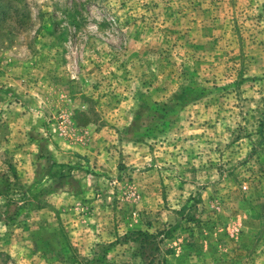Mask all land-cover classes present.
Returning a JSON list of instances; mask_svg holds the SVG:
<instances>
[{
    "label": "rangeland",
    "instance_id": "rangeland-1",
    "mask_svg": "<svg viewBox=\"0 0 264 264\" xmlns=\"http://www.w3.org/2000/svg\"><path fill=\"white\" fill-rule=\"evenodd\" d=\"M0 264H264V0H0Z\"/></svg>",
    "mask_w": 264,
    "mask_h": 264
},
{
    "label": "trees",
    "instance_id": "trees-1",
    "mask_svg": "<svg viewBox=\"0 0 264 264\" xmlns=\"http://www.w3.org/2000/svg\"><path fill=\"white\" fill-rule=\"evenodd\" d=\"M70 172V167L65 164H60L56 162H52L50 166V175L52 178H64L66 177ZM15 205V203L9 201L8 209L6 211L7 217H9L12 213V208ZM149 235L144 233H138V238L140 239L141 243H146L148 240Z\"/></svg>",
    "mask_w": 264,
    "mask_h": 264
}]
</instances>
